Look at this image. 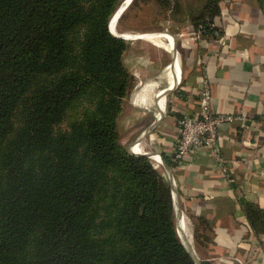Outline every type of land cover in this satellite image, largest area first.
I'll return each instance as SVG.
<instances>
[{
	"label": "trees",
	"instance_id": "trees-1",
	"mask_svg": "<svg viewBox=\"0 0 264 264\" xmlns=\"http://www.w3.org/2000/svg\"><path fill=\"white\" fill-rule=\"evenodd\" d=\"M149 1L220 35L222 0ZM121 2L0 0V264H194L163 171L119 142L135 84L110 28ZM242 212L264 236V209Z\"/></svg>",
	"mask_w": 264,
	"mask_h": 264
},
{
	"label": "crops",
	"instance_id": "crops-1",
	"mask_svg": "<svg viewBox=\"0 0 264 264\" xmlns=\"http://www.w3.org/2000/svg\"><path fill=\"white\" fill-rule=\"evenodd\" d=\"M219 9L214 26L220 35L200 42L192 26L183 28L177 59L171 38L151 40L173 55L165 68L168 85L158 95L161 65L139 57L131 61L133 68L145 67L130 72L144 77L136 88L143 87L131 91L126 108L123 100L117 131L125 148L162 158L159 173L172 186L175 211L183 214L189 243L200 259L264 264V236L254 235L242 212L247 203L264 209V14L257 0H222ZM203 82L210 88L211 111L236 118L218 135L220 155L232 172L229 180L207 149L172 160L178 122L199 112Z\"/></svg>",
	"mask_w": 264,
	"mask_h": 264
},
{
	"label": "rangeland",
	"instance_id": "rangeland-1",
	"mask_svg": "<svg viewBox=\"0 0 264 264\" xmlns=\"http://www.w3.org/2000/svg\"><path fill=\"white\" fill-rule=\"evenodd\" d=\"M134 1V0H133ZM131 2V4L125 9V12L121 15L118 23L116 25V30L119 33H128L131 35L137 34H148L154 36L152 39L156 41L165 42V37L171 38L173 45H175V50L177 53L181 50V40H180V32L183 28L191 26L188 23H184L183 25H179L175 19H170L164 15V12L158 8V6L149 0H137L135 3ZM125 2L122 0L121 5ZM113 20H111L112 22ZM168 33V34H167ZM170 34V35H169ZM172 35V36H171ZM174 37V38H173ZM175 39V40H174ZM127 43V50L123 55V61L127 69L133 73L135 70H142L145 67L141 65L140 67L133 68L132 60L134 58H142L141 62H148L149 64H159L160 67V84L156 90V95L163 89H165L168 85L167 77H166V67L170 66L173 62V55L169 50L165 49L162 46H157L153 41L142 40L139 38H131V40H124ZM148 66V65H147ZM150 66V65H149ZM144 77L140 76L138 78L134 77L135 84L132 90V93H136L142 87H138V83H140V79L142 80ZM142 83V82H141ZM145 90V86L143 88ZM142 89V90H143ZM143 90V91H144ZM147 89L145 90V93ZM128 100H131L127 97L124 101V107L128 105ZM132 101V100H131ZM70 118L67 117L64 122H62L59 126V130L64 131L67 126V120ZM130 146L126 147L127 151ZM161 170V169H160ZM158 171V170H157ZM162 171V170H161ZM159 172V171H158ZM162 176V175H161ZM164 178V177H163ZM168 182L171 190L172 186ZM181 225V224H180ZM182 227V228H181ZM181 235L184 238V241L187 243L190 242L188 235L186 236V226L182 225ZM198 255V254H197ZM199 256V255H198ZM200 258V257H199ZM203 258H201L202 260Z\"/></svg>",
	"mask_w": 264,
	"mask_h": 264
},
{
	"label": "built area",
	"instance_id": "built-area-1",
	"mask_svg": "<svg viewBox=\"0 0 264 264\" xmlns=\"http://www.w3.org/2000/svg\"><path fill=\"white\" fill-rule=\"evenodd\" d=\"M214 35L219 36L218 32H215ZM199 38L200 32L198 31L195 33V39L199 40ZM210 101V88L206 82H203L199 94V112L193 116L184 117L178 122L179 129L175 140V150L172 160L176 163L190 154L207 149L220 167L222 176L229 180L232 177V172L226 166L225 161L220 155L218 148V135L224 124L230 123L236 118L213 113L210 109ZM161 111L162 109H160L157 114L158 120L163 114V111ZM136 150L137 149L133 147L130 152L137 155ZM154 156H157L160 160V166H162L163 160L158 154L150 156V161L156 169V165L153 162Z\"/></svg>",
	"mask_w": 264,
	"mask_h": 264
},
{
	"label": "bare ground",
	"instance_id": "bare-ground-1",
	"mask_svg": "<svg viewBox=\"0 0 264 264\" xmlns=\"http://www.w3.org/2000/svg\"><path fill=\"white\" fill-rule=\"evenodd\" d=\"M129 1L130 0H126L122 5H121V7L118 9V11L116 12V14L114 15V17H113V21L111 22V25H110V28H111V31H112V33L115 35V36H118V37H124L126 40H131V38H139V39H142V40H149V41H151V40H153V39H150L149 37H148V34H137V35H131V34H128V33H121V34H119L118 33V31L116 30V25H117V23H118V15L120 14V12L122 11V9L125 7V6H127L128 4H129ZM125 12V11H124ZM115 30V31H117V32H115V31H113V30ZM123 34V35H122ZM168 34V33H167ZM124 35H126V36H124ZM170 35V34H169ZM172 36V35H171ZM157 44L158 45H162V43H160V42H157ZM173 50L175 51V54H174V57L176 58V50H175V47H173ZM177 59V58H176ZM176 59L174 60V63H173V66H175V62H176ZM161 102V106H163L164 107V99L162 98V100L160 101ZM132 150V149H131ZM153 162H154V164L156 165V169H160V168H162V166H160V160L158 159V157L157 156H154V158H153ZM185 219H184V216H183V214L180 212V211H178L177 210V214H176V227H177V231H178V235H179V237H180V240H181V242H182V244L185 246V248L187 249V251L188 252H190V254H192V256L194 257V259L196 260V263L198 262V260H200V258H199V256L197 255V252H196V250L194 249V247L192 248L191 247V245H190V243H188V245H187V243L184 241V238L185 237H183L182 238V235H181V226L182 225H185V221H184ZM181 224V225H180ZM186 226V225H185ZM181 227V228H180ZM188 231V230H187ZM186 236H187V232H186Z\"/></svg>",
	"mask_w": 264,
	"mask_h": 264
},
{
	"label": "water",
	"instance_id": "water-1",
	"mask_svg": "<svg viewBox=\"0 0 264 264\" xmlns=\"http://www.w3.org/2000/svg\"><path fill=\"white\" fill-rule=\"evenodd\" d=\"M133 0H130L129 1V4L127 5V6H125L123 9H122V11L120 12V14L118 15V18L120 19V17H121V15L123 14V12L125 11V9L131 4V2H132ZM113 17H114V15L112 16V18H111V20L113 19ZM118 19V20H119ZM108 29H109V32L111 33V31H110V28L108 27ZM112 34V33H111ZM113 35V34H112ZM114 36V35H113ZM114 37H116L117 39H121V40H126L124 37H118V36H114ZM129 154H131V155H135V154H132L130 151H127ZM176 214H177V211H175V217H176ZM186 249V248H185ZM187 251V250H186ZM188 252V251H187ZM189 254H190V252H188ZM190 256H191V258H192V260H193V262H194V264H200V260H198V262L196 263V260L194 259V257L192 256V254H190Z\"/></svg>",
	"mask_w": 264,
	"mask_h": 264
}]
</instances>
